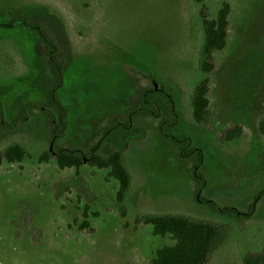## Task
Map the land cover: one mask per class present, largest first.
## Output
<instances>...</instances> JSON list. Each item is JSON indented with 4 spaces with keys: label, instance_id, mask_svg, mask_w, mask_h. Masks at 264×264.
<instances>
[{
    "label": "rangeland",
    "instance_id": "obj_1",
    "mask_svg": "<svg viewBox=\"0 0 264 264\" xmlns=\"http://www.w3.org/2000/svg\"><path fill=\"white\" fill-rule=\"evenodd\" d=\"M231 8L224 50L210 74V132L193 123L190 100L204 76L196 68L202 7L216 18ZM39 24L58 46L63 84L56 90L67 109L63 149L103 155L112 117L124 122L144 86L164 88L179 113L176 132L203 154L206 187L199 197L236 216L197 201L196 181L178 150L152 117H139L144 135L128 142L132 186L120 215L118 182L109 170L88 165L58 168L40 157L50 149L49 105L56 85L45 45L23 27H0V150L27 145L21 163L0 166V264H151L172 242L156 236L138 217L180 214L228 228L208 264H242L264 248V0H0V23L16 16ZM242 128L234 143L227 130ZM93 231V233H90Z\"/></svg>",
    "mask_w": 264,
    "mask_h": 264
},
{
    "label": "trees",
    "instance_id": "obj_2",
    "mask_svg": "<svg viewBox=\"0 0 264 264\" xmlns=\"http://www.w3.org/2000/svg\"><path fill=\"white\" fill-rule=\"evenodd\" d=\"M230 13L231 8L228 3L222 5L216 18H210L205 6L200 11L201 42L197 53L196 68L204 78L194 86L190 106L193 123L207 132L212 129L213 119L209 97L211 90L209 76L217 67L215 54L224 50L227 45ZM0 27L6 29L23 27L35 32L44 43L46 55L50 60L56 85L48 100L50 107L58 114V118L53 120L50 126L52 143L50 149L45 150L41 155V162L48 163L54 160L61 170H78L84 165L99 170H109V175L118 182L116 200L121 205L120 215L125 218L126 209L123 204L132 186V175L126 166L125 151L129 141L145 133L137 126L139 117H152L157 121L159 133L178 150L180 158L188 163H194L188 171L196 181L197 201L219 212H227L234 216L238 214L236 210L219 208L212 201H204L199 197L200 191L206 187V179L201 170L204 157L200 150L192 147L189 137L176 132L179 126V113L176 110L173 95L164 88L144 86L135 98L136 107L130 111L124 122L116 117L108 120L104 126L102 142L113 146L109 154H101L99 146L89 152L81 149L60 148L56 141L65 135L67 109L60 103L56 94L64 78L62 63L58 57V46L39 24L32 23L27 17L21 15L8 23H0ZM260 123L264 128V120ZM261 132L264 134V129ZM241 135L242 128L234 126L225 132L223 140L225 143H234ZM28 155L29 150L26 144L10 143L0 150V166L5 162L21 163ZM263 195L264 190L259 193L251 205V210L255 208ZM136 223L151 225L156 236L168 238L172 242L155 251L151 264H208L212 254L223 245L228 236V228L223 225L180 214L144 215L138 217ZM242 264H264V248L247 252Z\"/></svg>",
    "mask_w": 264,
    "mask_h": 264
}]
</instances>
